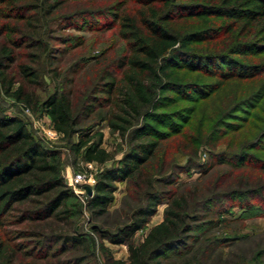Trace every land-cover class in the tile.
Wrapping results in <instances>:
<instances>
[{
	"label": "trees",
	"instance_id": "trees-1",
	"mask_svg": "<svg viewBox=\"0 0 264 264\" xmlns=\"http://www.w3.org/2000/svg\"><path fill=\"white\" fill-rule=\"evenodd\" d=\"M62 4L0 0V91L32 115H46L73 161L100 166L83 202L96 238L77 230L60 152L45 147L18 116L0 115V225L16 213L19 222H38L34 246L41 260L72 249L81 253L75 264H82L96 247L110 258L108 240L127 246V259L114 264H264V240L249 253L223 258L221 246L249 236L209 233L233 222L221 217L228 211L224 202L251 207V200H264L260 179L216 191L239 168L264 172V158L251 153L264 151V0H117L107 13L121 48L111 58L100 53L96 61L103 67L92 94L78 105L73 75L86 60L63 72L54 64L56 55L84 45L82 39L71 47L52 43L67 44L54 35ZM45 83L52 90L40 97ZM212 101L221 105L216 114L198 117L197 106ZM102 122L125 146L118 159L102 147V132H93ZM203 148L207 159L199 162ZM222 165L232 170L217 176L212 189L207 178ZM192 168L200 177L176 185ZM117 183L125 184L132 204L124 201L126 210L114 209L109 222ZM163 201L162 220L135 243V233ZM211 213L217 216L212 221ZM23 248L6 242L0 230V264H41Z\"/></svg>",
	"mask_w": 264,
	"mask_h": 264
},
{
	"label": "rangeland",
	"instance_id": "rangeland-1",
	"mask_svg": "<svg viewBox=\"0 0 264 264\" xmlns=\"http://www.w3.org/2000/svg\"><path fill=\"white\" fill-rule=\"evenodd\" d=\"M91 1L93 0H63V4L59 11L60 18L57 20L54 35L59 37L65 36L67 38V44H60L59 41L52 42L59 48L71 47L77 44L81 39L84 42V45L81 47H72L64 54L56 55L57 61L54 63L55 66L58 67V70L63 72L67 70L70 65H74L79 62L83 63V61H80L81 59L84 58V60H86L84 62V69L81 68L79 72L73 75L74 84L72 86V90L74 92L72 99L75 105L79 104L84 95H89L91 93L90 90L96 82L101 68L103 67V65L99 66L98 61H96V59L100 58V53L102 51H106V57L111 58L112 55L119 51L122 44L116 36L114 22L111 21L112 18L111 16H108L110 14L107 13V11L114 10L113 5L116 4L117 0H95L94 3ZM83 11H87L89 14H84ZM45 81L47 82L48 79ZM45 84V87L43 85L37 90L40 97H44L47 92L52 90V85L50 83ZM213 101L208 105H198L197 116L200 117L202 115L201 118L204 119V117H210L213 114L215 115L217 107L221 105H213ZM0 115L20 117L25 122L28 131L37 140H39L45 147L55 149L60 152L59 162L61 174L64 178L66 186L73 193V197L68 200V203L75 213L74 221L77 230L88 237L96 238L90 227L91 221L88 216V212H86L83 208L85 191L84 194H81L80 192L83 191V188L86 185L92 187L95 174L100 166L95 162H82L81 160L73 161V156L66 148H64V142L61 139V135L59 133L57 134L55 130L52 129L50 120L46 115H32L12 97L4 95L1 91ZM96 131H100L103 134L102 147L111 152H115V159H118L122 154V151L125 149V146L121 143L117 135L110 134L109 129L104 122L94 127L93 132ZM224 143L226 144V142ZM224 147L225 145H222L220 148ZM205 150L206 148L202 149L198 159L199 162H203L207 159V151ZM251 153L264 158V151L253 150ZM174 154L177 160H179V158L183 160L184 157H180L179 152H175ZM106 165H109V163ZM231 170L232 168L228 165L216 167L210 172V177L207 178V183L211 184L210 187L213 189L216 187V183L218 182V180L216 181L217 176L220 174L226 176L231 172ZM78 173L84 176L85 181L82 185L77 186V192H74L72 178ZM200 175L201 171L198 168H192L189 171L182 172L177 177L178 179L176 185L184 182H192L198 179ZM245 178H249L250 182L253 184H255L259 179L262 183H264V172L250 167L239 168L235 170L233 177H230V180L228 178V180L221 184L219 188L217 187L216 191L222 192L227 190L233 185L238 184L235 182L244 181ZM230 182L232 184H230ZM116 185L118 189L115 192V201L109 207L111 212V217L108 219L109 222H113L116 217V214L113 211L114 209L121 210L122 208L126 210V208L122 206L124 201L128 204H132L130 201V197L132 195L129 197L125 193V184L117 183ZM174 185L175 184L166 186L164 189H171ZM261 197L264 199V195ZM263 201L260 204L257 200H251L249 202L251 207L243 205L238 206L235 202L233 204L224 202L223 206L227 207L228 211H225L221 217L231 219L233 222L230 223L229 227L217 226L210 230L209 233L212 236L218 237L221 236L228 238L234 235H247L249 238L243 241H237L229 246H221L220 250L223 252V258H232L235 254L249 253L253 247H255L256 243L264 240V213L261 212V210H264ZM165 207L166 203L164 201L157 206L156 212L150 217L149 222L145 225V227L135 233L133 238L135 243L140 242L147 231L153 225L162 220ZM216 218L217 216L213 213L208 214L207 216V219L211 221ZM19 221V213L13 215L10 214L1 220L3 224L0 225V230H2L6 236V242L22 243L24 246L23 249L26 250V252H32L34 260H37L39 263L59 264L60 261L66 260L68 261V264H75L73 258L81 255L79 251L69 249L65 253L59 254L56 257L50 256L47 260L39 259V250L34 246V242L37 241L38 238L33 230L38 229V222L30 220L24 222ZM40 225H43L42 222H40ZM56 225L63 226V223ZM104 245L110 252V258L102 256L98 247H96L94 248L92 256L88 257L87 262H83L82 264H114L117 260L125 261L127 259L128 250L125 244H113L108 240H104ZM55 247H57V245Z\"/></svg>",
	"mask_w": 264,
	"mask_h": 264
},
{
	"label": "built area",
	"instance_id": "built-area-1",
	"mask_svg": "<svg viewBox=\"0 0 264 264\" xmlns=\"http://www.w3.org/2000/svg\"><path fill=\"white\" fill-rule=\"evenodd\" d=\"M55 132H56V131H55ZM55 132H54V133H55ZM56 133H57V132H56ZM56 133H55V134H56ZM57 134H58V133H57ZM84 181H85L84 176L81 175V174H79V173L73 176V178H72V185H73V187H74V192H77V191H76V187L82 185V183H83ZM84 191H85V189L83 188V191L80 192V193H81V194H84ZM78 192H79V191H78ZM86 196H88V195H87V193H86V191H85L84 198H85Z\"/></svg>",
	"mask_w": 264,
	"mask_h": 264
},
{
	"label": "water",
	"instance_id": "water-1",
	"mask_svg": "<svg viewBox=\"0 0 264 264\" xmlns=\"http://www.w3.org/2000/svg\"><path fill=\"white\" fill-rule=\"evenodd\" d=\"M84 189H85L88 196H90L92 194V187L86 185L84 187Z\"/></svg>",
	"mask_w": 264,
	"mask_h": 264
}]
</instances>
